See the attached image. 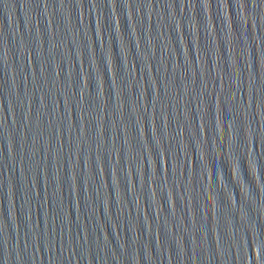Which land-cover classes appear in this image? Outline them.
Returning <instances> with one entry per match:
<instances>
[{
	"label": "water",
	"instance_id": "water-1",
	"mask_svg": "<svg viewBox=\"0 0 264 264\" xmlns=\"http://www.w3.org/2000/svg\"><path fill=\"white\" fill-rule=\"evenodd\" d=\"M0 264H264V0H0Z\"/></svg>",
	"mask_w": 264,
	"mask_h": 264
}]
</instances>
